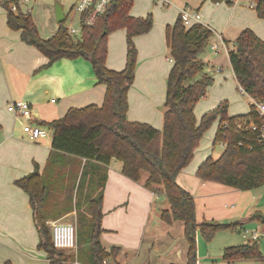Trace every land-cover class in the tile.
Returning <instances> with one entry per match:
<instances>
[{"label":"trees","instance_id":"16d2710c","mask_svg":"<svg viewBox=\"0 0 264 264\" xmlns=\"http://www.w3.org/2000/svg\"><path fill=\"white\" fill-rule=\"evenodd\" d=\"M213 4H233V0H210ZM134 0H116L98 21L82 27L76 40L68 37L65 19L57 23L56 33L42 39L32 22L31 15L9 9L17 0H5L0 7L5 11L6 26L19 32L22 43L35 48L47 59L45 68L61 59L82 58L92 65L94 72L103 75L98 82L105 86L101 106L89 105L69 109L66 114L49 123H41L52 130L51 152L47 172L39 175L35 171L16 180L15 186L29 197L33 221L37 229V248L47 254L50 264H104L115 260L119 248H102L99 242L101 204L106 181L107 166L111 160L122 164L121 174L138 183L141 174L147 179L143 187L155 191L160 187L169 204L161 211L160 219L166 224L182 222L184 237L188 245L187 264H196V233L205 242L223 231H234L242 223L196 222L193 197L178 183L177 176L187 168L194 158L204 133L217 123L212 147L224 145L222 154L214 159L209 156L197 169L196 177L204 182L220 184L240 192L251 191L264 185V145L257 142V134L247 130L249 123L261 124L254 106H249L245 115L229 117L227 101L203 114L199 121L194 115L197 102L206 96L213 80L202 74L204 64L197 56L206 47L212 32L201 24L185 27L180 15L165 28L166 45L172 68L166 80L163 126L158 131L144 123L129 122L127 93L134 81L137 52L133 38L147 34L153 25L151 14L144 18L129 15ZM253 10L259 19H264V1L256 2ZM124 30L127 46L126 63L122 71L105 68L108 36ZM228 52V61L237 83L246 95L257 102H264V42L250 29L240 32ZM192 81L187 85V82ZM79 160L76 177L75 206L65 199L59 204L57 213L47 205L48 171L63 165V158ZM64 174H62L63 178ZM67 202L69 204H67ZM77 217L76 253L67 254L54 250L46 222L51 217L59 218L73 211ZM54 250L53 254L49 251ZM223 259L227 262L255 260L264 264V257L256 244L226 248ZM4 264H11L6 262Z\"/></svg>","mask_w":264,"mask_h":264},{"label":"crops","instance_id":"0c3cea01","mask_svg":"<svg viewBox=\"0 0 264 264\" xmlns=\"http://www.w3.org/2000/svg\"><path fill=\"white\" fill-rule=\"evenodd\" d=\"M232 2L230 7L223 3L211 6L210 0H195L193 4L174 3L176 17L183 7L199 14V24L212 32L207 45H217L220 50L215 54L209 48L210 55L217 57L224 53L228 65V52L234 49L233 43L242 30H252L264 42V19H259L253 8L249 7L252 9L250 12L239 6L242 0ZM169 3L173 5L171 1ZM207 6L212 7L211 12H206ZM150 11L149 6L141 12L132 6L129 15L144 18ZM174 18L175 16L170 23ZM166 25L163 23L159 31L154 32L153 20L152 28L147 34L133 38L137 64L133 84L127 93V121L144 123L158 131L163 126L166 80L172 68L165 39ZM56 31L57 26L51 35ZM38 34L41 37L39 31ZM126 54L125 31L110 34L105 68L122 71ZM197 60L204 64V71L212 78L213 83L231 77L237 86L230 65V73L224 75L223 66L217 61L205 60L200 55ZM47 62L35 48L21 42L19 32L7 28L5 11L0 7V264H50L46 252L37 248L39 237L29 197L14 182L33 173L35 168L39 175L47 172L52 134L37 141L28 140L22 132L21 120L10 114L6 106L18 101L29 103L35 122L45 127L41 123L60 119L71 108L101 106L105 94V86L98 82L92 65L86 60L61 59L45 68ZM211 72L215 75L212 76ZM226 99L227 114L233 117L229 111L234 104ZM221 102L223 101L218 105ZM209 109L205 113L213 110ZM248 112L249 109L246 113L234 116ZM214 125L217 129V123ZM222 148L224 150V145ZM210 149L212 151L213 147ZM209 156V151L200 147L199 143L193 160L177 176V183L193 197L198 225L203 222L242 225L234 231L217 233L210 242L203 241L197 231L196 264H263L255 260L227 262L223 259V252L229 247L256 244L264 257V185L240 192L199 180L196 171ZM63 160V165H59L58 169L57 159L53 160L56 164L48 171V185H61L68 175L75 179L74 175L76 177V173L80 171L79 160L68 157ZM121 169L120 162L110 161L102 192L99 242L105 250L119 248L115 260L109 259L107 263L187 264L188 245L184 237V224H166L160 219L161 211L169 209L161 188L155 187V191L146 189L143 183L147 175L143 174L141 181L134 183L121 174ZM76 187L75 182V192ZM59 193L61 204L66 198L62 191ZM226 197L231 199L230 205L221 202ZM52 212L57 213V208ZM73 214L76 216L74 208L72 212L59 218H49L46 225L48 227V223Z\"/></svg>","mask_w":264,"mask_h":264},{"label":"rangeland","instance_id":"374dc122","mask_svg":"<svg viewBox=\"0 0 264 264\" xmlns=\"http://www.w3.org/2000/svg\"><path fill=\"white\" fill-rule=\"evenodd\" d=\"M76 0H34V3L31 4L32 6V12H31V19L34 23L36 29L41 34L42 39H49L51 38V32L56 29L57 23H56V17H55V7L56 5L60 6L63 10V13L65 17L67 18L65 21V27L73 26L77 28V24L73 22L75 20L74 13L72 11V6L74 5ZM164 1L168 2V4H165ZM172 2L173 5H169V2ZM195 0H134V8L136 11H143L148 6L151 8L150 14L152 13V18L155 22V28L154 32H158L159 28L163 23L167 24L166 26H170L174 23V20L176 18V10L174 7V3L179 4V2H187L189 4H193ZM259 0H242L240 2L239 6L247 9L248 11L252 12V9L249 8V5L253 4L255 7L256 2ZM224 6H227L225 3H223ZM213 6L214 4H209ZM207 6L206 12H211L212 7ZM232 6V5H231ZM209 7V8H208ZM184 8V7H183ZM149 14V13H148ZM147 15V14H145ZM175 16L172 23L171 20ZM58 28V26H57ZM120 31V30H118ZM115 31V32H118ZM122 31V30H121ZM114 32V33H115ZM113 34V33H112ZM80 36L76 35L74 40L78 39ZM200 56L205 57V60H209L212 62L217 61L221 66H223V74L227 75L230 73L229 65L226 62V56L224 53L217 57H213L210 55L209 51V45H206V47L203 49V51L199 54ZM210 71V70H209ZM202 74H206V72L203 70L202 73H200L196 79H199ZM208 75V74H207ZM211 75L214 76L215 73L211 72ZM192 81L187 82V85L190 84ZM212 87L207 92L208 94L200 99L195 108H194V115L196 120H198L203 114H205L207 108H210L211 110L214 109L220 101L226 100L230 101L234 104V107H232L229 111L230 116H234L237 114L246 113L250 106V100L246 95H241L237 91V86H235L233 79L222 78V81H216L212 83ZM209 109V110H210ZM215 124V123H214ZM212 125L211 128H209L203 135V138L200 142V147H204L209 151V154L212 158L216 159L218 158L222 152L223 148L222 145L217 144L213 148L212 151L211 145L213 140V134L216 129V125ZM147 175L146 173H142V175ZM147 177V176H146ZM74 183H73V177L72 175H68L66 180L62 182V184H58L56 186H53L52 184L48 185V199H47V205L50 210H53L57 208V211L59 210V199H61V193L62 191L64 193L65 198L69 199V203L75 206V189ZM62 189V190H59ZM64 199V198H63ZM230 201L227 197L224 199H221L222 203H226L230 205ZM67 202V204H69ZM63 223H73L76 231H77V217L73 214L70 216L65 217L64 219H60ZM77 234V233H76ZM77 237V235H76ZM106 264L107 261H106Z\"/></svg>","mask_w":264,"mask_h":264},{"label":"built area","instance_id":"2783aa9c","mask_svg":"<svg viewBox=\"0 0 264 264\" xmlns=\"http://www.w3.org/2000/svg\"><path fill=\"white\" fill-rule=\"evenodd\" d=\"M5 0H0V5ZM116 0H76L72 6L75 22L77 28L70 26L67 27L68 37L74 38L76 35L81 34L82 27H89L94 25L98 19H100L112 6ZM34 0H17L16 4H11L9 9L12 13L20 11L23 14L31 15L32 6ZM165 4L168 2L164 1ZM250 8H254V5H249ZM181 20L185 27H190L194 24H199V14L190 9L182 8L179 13ZM210 50L218 54L220 52L217 45H210ZM172 63V60H169ZM237 91L241 95H246L244 90L237 86ZM247 96V95H246ZM248 97V96H247ZM249 98V104L254 106L257 116L261 119L260 125L249 123L247 130H251L257 134V142L259 145H264V102H257ZM54 103V101H51ZM6 110L20 119L22 122V132L30 141H37L39 139L46 138L52 134V130L47 127H42L36 123L33 117L31 105L24 101L12 102L6 106ZM48 229L50 234V240L54 250L73 254L77 250L76 241V228L73 223H63L61 220L48 223ZM253 239H256L253 236ZM104 264H106L104 262Z\"/></svg>","mask_w":264,"mask_h":264},{"label":"water","instance_id":"95a60500","mask_svg":"<svg viewBox=\"0 0 264 264\" xmlns=\"http://www.w3.org/2000/svg\"><path fill=\"white\" fill-rule=\"evenodd\" d=\"M55 17H56V23H61L65 17H64V13H63V10L60 6L56 5L55 7ZM95 75L100 78L102 77L103 73L100 71V70H97L95 72ZM50 254H53L54 253V250H50L49 251Z\"/></svg>","mask_w":264,"mask_h":264}]
</instances>
